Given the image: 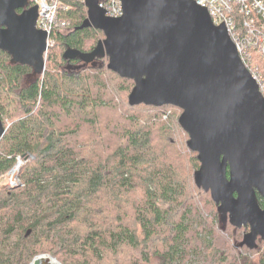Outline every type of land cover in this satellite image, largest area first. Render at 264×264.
Returning a JSON list of instances; mask_svg holds the SVG:
<instances>
[{"label": "trees", "instance_id": "1", "mask_svg": "<svg viewBox=\"0 0 264 264\" xmlns=\"http://www.w3.org/2000/svg\"><path fill=\"white\" fill-rule=\"evenodd\" d=\"M87 16L83 0L58 11L42 75L0 50V178L17 157L33 156L21 185L0 187V264L43 254L60 264H264V240L239 247L249 228L223 226L196 186L201 164L181 145L180 110L130 106L135 83L109 70L108 57L64 59L105 38L78 29Z\"/></svg>", "mask_w": 264, "mask_h": 264}, {"label": "water", "instance_id": "2", "mask_svg": "<svg viewBox=\"0 0 264 264\" xmlns=\"http://www.w3.org/2000/svg\"><path fill=\"white\" fill-rule=\"evenodd\" d=\"M108 16L100 0H85L78 29L104 32L91 52L68 48L66 60L85 64L108 57V69L134 81L129 105L174 106L198 154L199 189L211 193L223 226L249 228L239 247L264 240V94L242 61L225 25H216L194 0H121ZM22 10L21 13L18 11ZM30 0H0V50L11 62L46 69L49 35L37 26ZM6 128L0 118V141ZM60 264V263H59Z\"/></svg>", "mask_w": 264, "mask_h": 264}, {"label": "built area", "instance_id": "3", "mask_svg": "<svg viewBox=\"0 0 264 264\" xmlns=\"http://www.w3.org/2000/svg\"><path fill=\"white\" fill-rule=\"evenodd\" d=\"M81 0H30L32 6L39 7L38 28L48 33L47 56L53 46L51 33L60 9L69 10L72 2ZM85 2V0H83ZM197 5L207 8L216 25H225L235 42L238 53L250 70L254 79L264 89V73L256 64V57L264 63V0H194ZM108 16L118 18L123 14L121 0H113L109 4H101ZM242 23V27L239 25ZM65 25V24H63ZM255 62V63H254ZM264 94V92H263ZM33 156L17 157L13 168L7 173V184L16 187L22 184L19 177L22 167Z\"/></svg>", "mask_w": 264, "mask_h": 264}, {"label": "rangeland", "instance_id": "4", "mask_svg": "<svg viewBox=\"0 0 264 264\" xmlns=\"http://www.w3.org/2000/svg\"><path fill=\"white\" fill-rule=\"evenodd\" d=\"M234 41V40H233ZM235 43V42H234ZM250 71V70H249ZM260 85V84H259ZM260 89H261V91H262V93L264 92V89H262L261 87H260ZM129 98V97H128ZM129 101V100H128ZM125 105H127V102H125ZM169 113H171V111L169 112ZM182 113V111L180 110V111H178L177 112V116H178V119H179V116H180V114ZM180 128H182V127H180ZM180 131V130H179ZM183 132L184 133H182L181 132V134L178 132V136H180V142H181V145L184 147V145H186V147L188 148V146H187V141L189 140V135L183 130ZM189 149V148H188ZM190 150V149H189ZM191 151V150H190ZM191 152H193V151H191ZM7 183V175H5V176H3L2 178H0V187L2 186V184L3 183ZM210 193V192H209ZM210 195H211V193H210ZM211 198H212V196H211ZM213 200V199H212ZM210 212V214L214 217V211H209ZM222 224V223H221ZM223 225V224H222ZM242 229V228H241ZM228 233H230V232H227V234L226 235H228ZM243 236H244V234H243ZM243 236H242V238H241V241L243 240ZM226 237V236H225ZM227 240L230 242V238L227 236ZM234 246L236 247V244L234 243ZM231 247H232V245H231ZM263 249H264V246H263ZM232 250V249H231ZM43 255H45V256H47V257H49V255L48 254H43ZM42 256V255H41ZM252 256V258L255 260V261H258L259 260V257H260V254L259 253H255V254H253V255H251ZM49 258H51V257H49ZM34 261V260H33ZM57 261V260H56ZM58 262V261H57ZM32 264H33V262H32Z\"/></svg>", "mask_w": 264, "mask_h": 264}, {"label": "bare ground", "instance_id": "5", "mask_svg": "<svg viewBox=\"0 0 264 264\" xmlns=\"http://www.w3.org/2000/svg\"><path fill=\"white\" fill-rule=\"evenodd\" d=\"M33 264H59V262H57L54 258L40 256L34 259Z\"/></svg>", "mask_w": 264, "mask_h": 264}]
</instances>
